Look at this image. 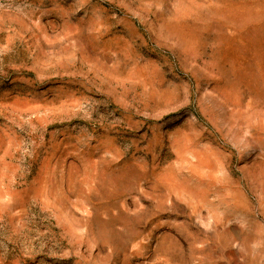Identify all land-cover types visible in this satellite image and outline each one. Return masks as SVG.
Listing matches in <instances>:
<instances>
[{
  "label": "rangeland",
  "instance_id": "374dc122",
  "mask_svg": "<svg viewBox=\"0 0 264 264\" xmlns=\"http://www.w3.org/2000/svg\"><path fill=\"white\" fill-rule=\"evenodd\" d=\"M0 264H264V0H0Z\"/></svg>",
  "mask_w": 264,
  "mask_h": 264
}]
</instances>
